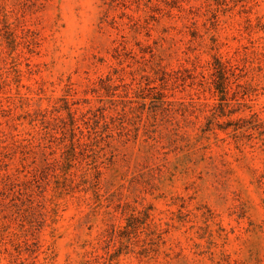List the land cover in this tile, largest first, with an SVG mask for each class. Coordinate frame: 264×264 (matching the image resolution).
Masks as SVG:
<instances>
[{
    "label": "rangeland",
    "instance_id": "374dc122",
    "mask_svg": "<svg viewBox=\"0 0 264 264\" xmlns=\"http://www.w3.org/2000/svg\"><path fill=\"white\" fill-rule=\"evenodd\" d=\"M0 264H264V0H0Z\"/></svg>",
    "mask_w": 264,
    "mask_h": 264
}]
</instances>
